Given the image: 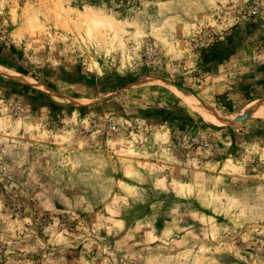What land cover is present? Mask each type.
<instances>
[{"label": "rangeland", "instance_id": "obj_1", "mask_svg": "<svg viewBox=\"0 0 264 264\" xmlns=\"http://www.w3.org/2000/svg\"><path fill=\"white\" fill-rule=\"evenodd\" d=\"M0 46V264H264V0H0Z\"/></svg>", "mask_w": 264, "mask_h": 264}, {"label": "crops", "instance_id": "obj_2", "mask_svg": "<svg viewBox=\"0 0 264 264\" xmlns=\"http://www.w3.org/2000/svg\"><path fill=\"white\" fill-rule=\"evenodd\" d=\"M39 84V83H38ZM146 84V79H141V80H138V81H135V82H133V83H131L130 84V86L132 87V88H135L134 90L136 91L135 92V94H139L138 96H140V95H142L141 93H140V91H145V85ZM41 87H43L42 85H37V87H35V88H41ZM170 90L175 94L174 96V98L175 99H180L181 100V102H182V104H183V106H184V108L186 109V112L188 111V107L186 106V104L184 103V101L179 97V93L178 92H180V93H182V94H184V95H187V97H188V95H190L191 97H193L191 94H189V93H187V92H185V91H182V90H180V89H178V88H170ZM134 93V92H133ZM145 93V92H144ZM55 95H57V94H55ZM58 97H60L59 95H57ZM60 98H63V97H60ZM196 101H198L195 97H193ZM72 102H80L81 101V99H70ZM264 99H261V100H254V101H252V102H249L247 105H246V107H245V113H248L251 117H253V118H264V117H260V116H258L257 114H255L258 110V108H261V106H263V103H264V101H263ZM258 101H260V102H258ZM199 102V101H198ZM255 102H258V103H255ZM200 103V102H199ZM201 104V103H200ZM202 105V104H201ZM202 106H204V105H202ZM250 106H254V107H250ZM205 108H207L208 110H210L208 107H206V106H204ZM166 108V110H169L170 112H175V109H173L169 104L167 105V107H165ZM188 108V109H187ZM190 111H191V109H189ZM193 112V111H192ZM210 112L214 115V117H215V119H216V121H217V124L218 125H213V126H226V125H229L230 123H232L234 120H236V114H233V115H229V116H223V115H221V114H218V113H216V112H213V111H211L210 110ZM235 112V111H234ZM234 112H232V113H234ZM195 115H197V116H199L203 121H205L200 115H198L197 113H195V112H193ZM232 113H230V114H232ZM206 122V121H205ZM210 124V123H209Z\"/></svg>", "mask_w": 264, "mask_h": 264}, {"label": "bare ground", "instance_id": "obj_3", "mask_svg": "<svg viewBox=\"0 0 264 264\" xmlns=\"http://www.w3.org/2000/svg\"><path fill=\"white\" fill-rule=\"evenodd\" d=\"M0 74L4 77H13V74L11 72H9L8 70L0 67ZM16 78H18L20 81H22L23 83L27 84V85H32V86H37L38 84L32 80L29 79L27 77L21 78L19 76H15ZM37 84V85H36ZM179 97L184 101V103L186 104V106L191 109V111L197 113L198 115H200L207 123L213 124V125H218L217 121L214 117V115L210 112V110H208L207 108H205L204 106H202L198 101H196L193 97H191L190 95H184L180 92H178ZM264 101V100H263ZM260 102V101H258ZM255 102V103H258ZM250 107H254V106H250ZM258 111L255 113L260 117H264V103L263 106H261V108L257 109Z\"/></svg>", "mask_w": 264, "mask_h": 264}, {"label": "trees", "instance_id": "obj_4", "mask_svg": "<svg viewBox=\"0 0 264 264\" xmlns=\"http://www.w3.org/2000/svg\"><path fill=\"white\" fill-rule=\"evenodd\" d=\"M10 52H12V49H10ZM211 57H214L215 56V53H211L210 55ZM0 65H2L3 67H6V68H10L8 62H6L4 60V55H3V48L2 46H0ZM24 90H29V87H23ZM246 101H252V99L250 97H248V95H246L245 97ZM225 106V105H224ZM227 107V106H226ZM227 113H232L233 112V108L232 107H228L227 109Z\"/></svg>", "mask_w": 264, "mask_h": 264}, {"label": "built area", "instance_id": "obj_5", "mask_svg": "<svg viewBox=\"0 0 264 264\" xmlns=\"http://www.w3.org/2000/svg\"><path fill=\"white\" fill-rule=\"evenodd\" d=\"M109 129H110L111 131H114V132H118V131H119V129H116V128H114V127H109Z\"/></svg>", "mask_w": 264, "mask_h": 264}]
</instances>
